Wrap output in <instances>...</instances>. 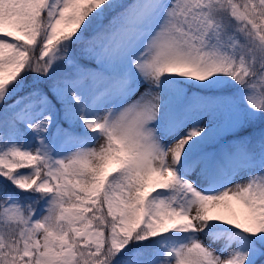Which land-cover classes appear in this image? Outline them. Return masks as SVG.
<instances>
[{"label":"snow or ice","instance_id":"6c2138e0","mask_svg":"<svg viewBox=\"0 0 264 264\" xmlns=\"http://www.w3.org/2000/svg\"><path fill=\"white\" fill-rule=\"evenodd\" d=\"M0 264H264V0H0Z\"/></svg>","mask_w":264,"mask_h":264}]
</instances>
